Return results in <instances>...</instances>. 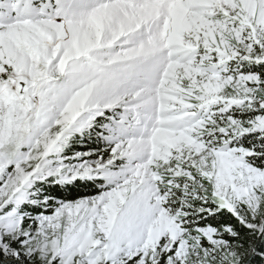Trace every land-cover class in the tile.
Masks as SVG:
<instances>
[{"label":"snow or ice","instance_id":"1","mask_svg":"<svg viewBox=\"0 0 264 264\" xmlns=\"http://www.w3.org/2000/svg\"><path fill=\"white\" fill-rule=\"evenodd\" d=\"M0 264H264V0H0Z\"/></svg>","mask_w":264,"mask_h":264}]
</instances>
